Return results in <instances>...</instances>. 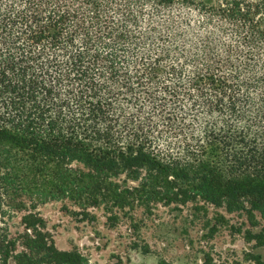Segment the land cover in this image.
<instances>
[{
    "label": "trees",
    "instance_id": "trees-1",
    "mask_svg": "<svg viewBox=\"0 0 264 264\" xmlns=\"http://www.w3.org/2000/svg\"><path fill=\"white\" fill-rule=\"evenodd\" d=\"M49 202L142 254L158 207L264 248V0H0V264H91Z\"/></svg>",
    "mask_w": 264,
    "mask_h": 264
},
{
    "label": "rangeland",
    "instance_id": "rangeland-1",
    "mask_svg": "<svg viewBox=\"0 0 264 264\" xmlns=\"http://www.w3.org/2000/svg\"><path fill=\"white\" fill-rule=\"evenodd\" d=\"M39 211L56 248L77 249L91 264H157L160 259L167 264H196L201 258L200 251L209 252L214 259L230 264H252L248 254L264 258V248L254 247V242L246 239L244 230L236 232L230 228L244 223L245 219L222 211H219L223 217L220 226L210 236L203 228L204 220L192 219L186 212L158 207V219L141 226L139 231L143 241L139 244L145 242L149 246L148 254L129 249L130 236L125 225L108 229L103 225L100 212H96L98 223L91 225L76 223L61 211L59 202L41 205ZM214 212L210 209L209 216ZM260 222L264 225V221Z\"/></svg>",
    "mask_w": 264,
    "mask_h": 264
}]
</instances>
